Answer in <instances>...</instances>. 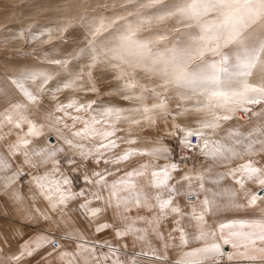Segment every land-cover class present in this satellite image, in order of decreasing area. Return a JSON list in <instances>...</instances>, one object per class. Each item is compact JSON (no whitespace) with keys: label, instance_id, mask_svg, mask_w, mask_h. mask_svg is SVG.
<instances>
[{"label":"snow or ice","instance_id":"obj_1","mask_svg":"<svg viewBox=\"0 0 264 264\" xmlns=\"http://www.w3.org/2000/svg\"><path fill=\"white\" fill-rule=\"evenodd\" d=\"M0 264H264V0L0 9Z\"/></svg>","mask_w":264,"mask_h":264},{"label":"rangeland","instance_id":"obj_2","mask_svg":"<svg viewBox=\"0 0 264 264\" xmlns=\"http://www.w3.org/2000/svg\"><path fill=\"white\" fill-rule=\"evenodd\" d=\"M12 0H0V9L7 8Z\"/></svg>","mask_w":264,"mask_h":264}]
</instances>
